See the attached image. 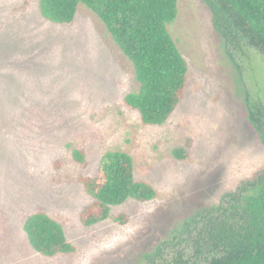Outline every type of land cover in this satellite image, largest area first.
<instances>
[{
	"label": "rangeland",
	"instance_id": "rangeland-1",
	"mask_svg": "<svg viewBox=\"0 0 264 264\" xmlns=\"http://www.w3.org/2000/svg\"><path fill=\"white\" fill-rule=\"evenodd\" d=\"M168 31L187 62L186 84L162 124H145L123 100L138 89L133 66L91 10L79 4L60 24L41 15L39 0H0V264H146L145 254L264 166L247 117L255 103L264 112V55L226 47L203 0H177ZM178 148L184 159L173 156ZM116 149L156 194L84 226L92 197L82 179ZM36 210L62 225L74 251L32 248L23 225Z\"/></svg>",
	"mask_w": 264,
	"mask_h": 264
},
{
	"label": "trees",
	"instance_id": "trees-1",
	"mask_svg": "<svg viewBox=\"0 0 264 264\" xmlns=\"http://www.w3.org/2000/svg\"><path fill=\"white\" fill-rule=\"evenodd\" d=\"M203 1L226 47L236 51L247 46L264 55V0ZM79 4L100 19L133 66L138 89L127 93L124 103L143 123L162 124L179 103L187 79V62L168 31L177 16V0H39V9L45 19L63 24L74 19ZM251 106L248 121L264 146V112L258 103ZM172 154L186 157L184 148ZM73 156L82 160L78 150ZM82 182L92 197L80 212L84 226L107 219L111 207L129 198L147 201L156 194L149 182L134 177L131 155L119 149L105 152L95 176ZM125 219L124 213L115 217L121 224ZM23 229L32 248L45 256L74 251L62 225L43 210L27 216ZM167 249L173 252L169 259ZM144 257L146 264H264V166Z\"/></svg>",
	"mask_w": 264,
	"mask_h": 264
}]
</instances>
